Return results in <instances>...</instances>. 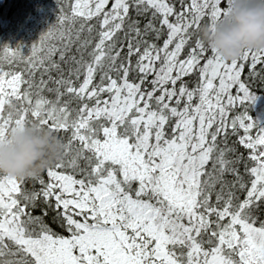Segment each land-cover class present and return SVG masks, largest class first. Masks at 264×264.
<instances>
[{"label":"snow or ice","instance_id":"6c2138e0","mask_svg":"<svg viewBox=\"0 0 264 264\" xmlns=\"http://www.w3.org/2000/svg\"><path fill=\"white\" fill-rule=\"evenodd\" d=\"M225 2L58 0L26 51L0 45V138L61 140L40 172L0 171V264H264V127L243 110L264 49L201 39Z\"/></svg>","mask_w":264,"mask_h":264},{"label":"clouds","instance_id":"9594fccd","mask_svg":"<svg viewBox=\"0 0 264 264\" xmlns=\"http://www.w3.org/2000/svg\"><path fill=\"white\" fill-rule=\"evenodd\" d=\"M201 39L225 59L242 48L264 49V0H226L222 16L200 28ZM61 140L50 128L13 125L0 138V171L9 175L40 172L58 156Z\"/></svg>","mask_w":264,"mask_h":264},{"label":"trees","instance_id":"16d2710c","mask_svg":"<svg viewBox=\"0 0 264 264\" xmlns=\"http://www.w3.org/2000/svg\"><path fill=\"white\" fill-rule=\"evenodd\" d=\"M58 10V0H0V45L19 44L26 51L40 33L55 22ZM252 91L255 97L244 103L243 110L248 112L257 127L260 105L257 101L264 100V81H254ZM252 134L255 135V129Z\"/></svg>","mask_w":264,"mask_h":264},{"label":"rangeland","instance_id":"374dc122","mask_svg":"<svg viewBox=\"0 0 264 264\" xmlns=\"http://www.w3.org/2000/svg\"><path fill=\"white\" fill-rule=\"evenodd\" d=\"M257 102H260L259 105V115L257 118V122L255 123L257 128L264 127V100H258Z\"/></svg>","mask_w":264,"mask_h":264}]
</instances>
